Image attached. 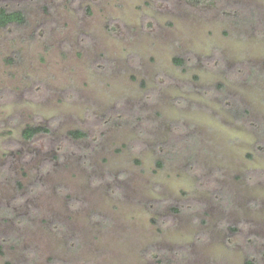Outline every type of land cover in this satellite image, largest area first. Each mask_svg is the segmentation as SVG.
<instances>
[{
    "label": "rangeland",
    "instance_id": "1",
    "mask_svg": "<svg viewBox=\"0 0 264 264\" xmlns=\"http://www.w3.org/2000/svg\"><path fill=\"white\" fill-rule=\"evenodd\" d=\"M0 5V264H264V0Z\"/></svg>",
    "mask_w": 264,
    "mask_h": 264
},
{
    "label": "trees",
    "instance_id": "2",
    "mask_svg": "<svg viewBox=\"0 0 264 264\" xmlns=\"http://www.w3.org/2000/svg\"><path fill=\"white\" fill-rule=\"evenodd\" d=\"M24 21V14L20 9H12L6 5H0V26L5 27L13 23H22ZM177 63L182 60L180 58H175ZM237 103V102H236ZM46 131L47 128L43 126H27L23 129V136L26 138L31 137L36 131ZM70 135L74 137H79L85 135L81 130H71Z\"/></svg>",
    "mask_w": 264,
    "mask_h": 264
},
{
    "label": "flooded vegetation",
    "instance_id": "3",
    "mask_svg": "<svg viewBox=\"0 0 264 264\" xmlns=\"http://www.w3.org/2000/svg\"><path fill=\"white\" fill-rule=\"evenodd\" d=\"M41 133H42V131H36L31 137H29V138L24 137V138L26 139L27 142H32L36 138V136L40 135Z\"/></svg>",
    "mask_w": 264,
    "mask_h": 264
}]
</instances>
